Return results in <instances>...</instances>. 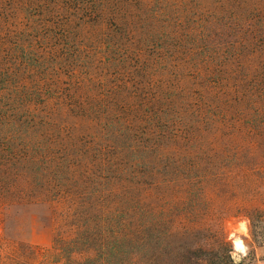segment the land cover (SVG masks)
I'll list each match as a JSON object with an SVG mask.
<instances>
[{
	"label": "rangeland",
	"instance_id": "rangeland-1",
	"mask_svg": "<svg viewBox=\"0 0 264 264\" xmlns=\"http://www.w3.org/2000/svg\"><path fill=\"white\" fill-rule=\"evenodd\" d=\"M1 3L50 92L0 123V264H264V0Z\"/></svg>",
	"mask_w": 264,
	"mask_h": 264
},
{
	"label": "trees",
	"instance_id": "trees-1",
	"mask_svg": "<svg viewBox=\"0 0 264 264\" xmlns=\"http://www.w3.org/2000/svg\"><path fill=\"white\" fill-rule=\"evenodd\" d=\"M1 1L2 6L7 4L5 3L6 0ZM0 12H2V9H0ZM11 17H14V15ZM2 19L0 17V123L2 126H4L3 122L8 118L7 116L12 117L10 115H15L13 118L16 119L19 117L21 118L24 114L25 116L23 117L24 119H22V121L25 122V120H28V123H31L32 125V131H28V135L31 136V132H35L37 129V121L34 115L38 112V109L33 108L31 104H33L35 100L40 101L47 99L46 94H49L50 91H48V88H45V85L47 84L48 79L41 78L40 71H34L29 67V61L31 58H35L34 54L30 52L29 47L26 45V42L29 40V38H25L24 33L19 32L15 20L13 21V25L10 22L11 20L6 23L2 21ZM42 51L44 53H41L39 58L37 57V59H40V61L46 59L49 56L53 57L55 54H58L56 51L54 53L52 49H41L39 52ZM54 83L58 84L57 81H54ZM61 91L62 89H59L55 93L56 95H53L52 98H57L56 96L60 95ZM76 93L77 95L79 94V92ZM79 100H82V98H79ZM70 110L71 109L66 111L62 110L61 114L64 115V113H67ZM54 112L57 111L54 110ZM84 112L88 113V111ZM79 188H81V186L77 187V189ZM126 205L127 207L124 208V210H127V214L130 216L129 219L134 222V219H136L137 216L136 209L138 208L134 206V203L129 202L126 203ZM88 206V208L91 209L95 208L93 211L98 216V213L100 212L99 210L101 209L99 207L96 208L94 204H88ZM118 207L119 204L117 208ZM117 208H115V212L108 213V215L102 213L100 215V220L103 218V216H106V218L109 216L113 217L116 211L121 209L119 208L117 210ZM111 211L112 210H110V212ZM160 212V206L158 209V207H156L153 203L143 201L141 228L140 231H136L139 229L138 227L132 228V230H135L134 233L160 232V226L162 224V220L159 217ZM184 224H186L185 232L192 231L194 229V226H190L189 223ZM97 228L99 229V233H106L103 229L104 225L101 223V221ZM170 232L171 231L168 233ZM100 244L101 248L99 251H97L98 253L96 256L86 257L85 260L79 264H120V259H118L117 256L119 251L116 250V247L110 246L109 250H107L105 248L106 243L103 236L101 238Z\"/></svg>",
	"mask_w": 264,
	"mask_h": 264
},
{
	"label": "clouds",
	"instance_id": "clouds-1",
	"mask_svg": "<svg viewBox=\"0 0 264 264\" xmlns=\"http://www.w3.org/2000/svg\"><path fill=\"white\" fill-rule=\"evenodd\" d=\"M241 230L244 231V234L246 235V230H244V226L243 224L241 225ZM235 252L232 254L234 259L237 260V264H239V259H240V256H237L236 254L237 253H241L243 255H247V248L245 247V245L243 244V242L239 239H237L235 242Z\"/></svg>",
	"mask_w": 264,
	"mask_h": 264
}]
</instances>
